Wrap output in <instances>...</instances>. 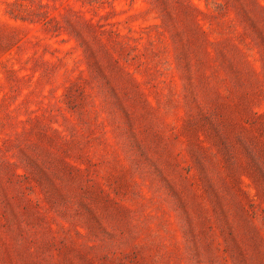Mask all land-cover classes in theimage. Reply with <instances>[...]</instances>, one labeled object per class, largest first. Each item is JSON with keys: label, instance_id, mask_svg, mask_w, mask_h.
<instances>
[{"label": "rangeland", "instance_id": "obj_1", "mask_svg": "<svg viewBox=\"0 0 264 264\" xmlns=\"http://www.w3.org/2000/svg\"><path fill=\"white\" fill-rule=\"evenodd\" d=\"M0 264H264V0H0Z\"/></svg>", "mask_w": 264, "mask_h": 264}]
</instances>
